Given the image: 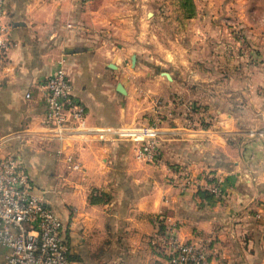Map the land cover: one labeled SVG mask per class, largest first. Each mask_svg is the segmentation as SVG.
<instances>
[{
	"label": "crops",
	"instance_id": "0c3cea01",
	"mask_svg": "<svg viewBox=\"0 0 264 264\" xmlns=\"http://www.w3.org/2000/svg\"><path fill=\"white\" fill-rule=\"evenodd\" d=\"M179 1L7 2L0 156L21 159L78 264H155L158 216L182 241L211 239L209 264H264V136H250L264 128V0H192L189 27H161L182 19ZM59 67L89 130L63 142L42 126L39 89ZM157 113L163 163L151 165L112 132ZM183 171L199 184L185 188ZM208 174L220 198L200 189Z\"/></svg>",
	"mask_w": 264,
	"mask_h": 264
},
{
	"label": "built area",
	"instance_id": "2783aa9c",
	"mask_svg": "<svg viewBox=\"0 0 264 264\" xmlns=\"http://www.w3.org/2000/svg\"><path fill=\"white\" fill-rule=\"evenodd\" d=\"M79 1L90 3L93 0ZM7 2L0 0V66L5 63L13 44L11 27L5 22ZM39 89L46 106L42 126L51 140L63 142L74 134L89 133L86 108L73 96L64 68L59 67L39 85ZM26 97L30 99L31 93ZM199 118V123L204 126L213 121L207 115ZM162 123L157 113L149 125L123 127L112 133L117 140L132 145L138 160L161 165ZM250 136H264V128L252 131ZM182 179L185 188L199 184L188 171L182 172ZM200 189L216 199L224 192L219 180L210 175L207 184L200 185ZM155 224L157 229L150 238L156 255L155 264H209L211 239L180 240L177 223L169 216H158ZM0 264H78L71 259L62 222L43 196L36 192L21 159L15 155L0 156Z\"/></svg>",
	"mask_w": 264,
	"mask_h": 264
},
{
	"label": "rangeland",
	"instance_id": "374dc122",
	"mask_svg": "<svg viewBox=\"0 0 264 264\" xmlns=\"http://www.w3.org/2000/svg\"><path fill=\"white\" fill-rule=\"evenodd\" d=\"M195 10H194V12H195ZM188 19L189 18H186L185 15L182 16V19H179L178 14L176 12V13H173V15L168 16V20H166L165 23H163V25H161V27H189L188 21H187ZM235 24H237V23H235L232 16H230V18L228 20L224 21L225 27H235ZM182 33H183V31H182ZM182 33H180V34H182ZM168 34H169V32H168ZM182 35H184V34H182ZM182 35H180V36H182ZM183 37H185V36H183ZM211 118L213 119L212 116H211Z\"/></svg>",
	"mask_w": 264,
	"mask_h": 264
},
{
	"label": "trees",
	"instance_id": "16d2710c",
	"mask_svg": "<svg viewBox=\"0 0 264 264\" xmlns=\"http://www.w3.org/2000/svg\"><path fill=\"white\" fill-rule=\"evenodd\" d=\"M179 5H180L181 9L183 10V14L185 15L186 18H191V17L194 16V14H195V12H194L195 5H194L192 0H180L179 1ZM204 193L207 194L206 192H204ZM209 197H212V196H209ZM91 201L92 202H96L98 200L95 199V197L92 196L91 197Z\"/></svg>",
	"mask_w": 264,
	"mask_h": 264
},
{
	"label": "water",
	"instance_id": "95a60500",
	"mask_svg": "<svg viewBox=\"0 0 264 264\" xmlns=\"http://www.w3.org/2000/svg\"><path fill=\"white\" fill-rule=\"evenodd\" d=\"M133 60H135V56H133ZM158 72L159 73H161V74H163V75H165L166 77H171L170 75H169V73H167V72H161V68L160 67H158ZM118 90L121 92V93H123V94H126V91L124 90V88H123V86H122V84L121 83H119L118 84Z\"/></svg>",
	"mask_w": 264,
	"mask_h": 264
}]
</instances>
